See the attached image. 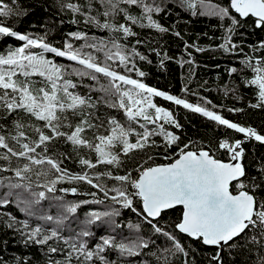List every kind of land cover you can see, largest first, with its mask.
<instances>
[{
	"label": "snow or ice",
	"instance_id": "snow-or-ice-1",
	"mask_svg": "<svg viewBox=\"0 0 264 264\" xmlns=\"http://www.w3.org/2000/svg\"><path fill=\"white\" fill-rule=\"evenodd\" d=\"M176 2L193 14L218 19L219 24L212 27L220 35L209 36L214 43L206 47L239 55L240 67L230 66L227 72L231 76L247 71L241 82L255 98L249 107L264 109V39L247 45V53L243 41L236 39L242 18L251 17V27L264 29V0ZM57 3L61 11H71L70 23L78 26L79 15L88 26L67 32L62 47L49 43L46 36L15 30L7 20L24 13L15 0H0V17L5 18L0 20V36L20 41L0 51V121H5L0 123V187L7 189L0 196V205L15 202L26 217L18 220L7 213L5 225L14 227L22 242L40 246L45 264H150V260H131L145 255L155 264H173L181 254L185 257L181 264H189L183 236L214 247L210 264H223V246L241 235L252 245L245 264H264V164L252 175L242 161L244 142L254 139L264 143V132L222 114L224 105L213 104L199 91L206 82L198 83L196 89L189 87L197 66L189 49L201 52L204 47L154 17L171 12L165 0ZM134 26L159 33L171 31L182 42L179 58L169 57L160 47H148L161 67L172 59L182 68L189 66L187 73L181 72V94L145 82L146 73L137 60L149 57L138 48L149 45L152 38L140 39ZM90 29L105 30L108 35H89ZM133 36L137 38L129 46L126 41ZM58 59L68 63H58ZM85 78L91 83L85 84ZM80 87L87 91L82 94ZM219 90L236 96L237 86L226 82ZM189 93L195 102L188 98ZM156 98L168 105L157 103ZM173 105L243 138L219 132L207 142H185L176 131L183 125ZM227 111L242 109L229 107ZM161 147L168 162L155 161L153 152ZM221 150L227 159L219 155ZM65 160H72L79 170H70ZM79 184L92 190L81 193ZM69 193L92 199L68 200ZM88 205L102 208L88 207L81 219L78 209ZM120 209H131L137 222L120 221ZM171 210H177L178 215L164 220V212ZM33 218L37 221L34 225L30 224ZM143 225H148L149 231L145 232ZM97 226L104 228V234L90 245ZM160 237L163 246L156 242ZM112 252L114 258H110ZM24 260L28 264V258Z\"/></svg>",
	"mask_w": 264,
	"mask_h": 264
},
{
	"label": "trees",
	"instance_id": "trees-1",
	"mask_svg": "<svg viewBox=\"0 0 264 264\" xmlns=\"http://www.w3.org/2000/svg\"><path fill=\"white\" fill-rule=\"evenodd\" d=\"M11 2V0H6ZM72 2L79 3L81 5L86 4V0H72ZM213 2L225 3L226 0H213ZM167 9H171L168 15L163 13L154 14V17L159 20L160 23L165 25L171 30L179 31L185 39L197 42L204 47L201 52H195L193 49H189L195 57L197 66L194 68V79L189 85L191 89H196L197 84L200 82H206L205 87L199 89L202 95L207 96L212 100L215 105H224L222 114L226 115L227 118L232 119L236 122H243L246 125H251L257 130L264 132V109L249 107V101L255 103V98L252 95V90L245 86L241 82V76L247 75L248 72L243 73L237 72L231 76L227 72V68L234 66L239 68V55L238 54H224L222 51H215L208 49L206 45L214 43L209 41V36H219V31H214L213 25H218L219 21L215 17H211L207 14H193L180 8L177 5L176 0H165ZM15 4L24 13L21 16L8 19L7 23L13 26L15 30L23 33H30L33 35L46 36L49 43H53L56 46L62 47V42L65 39V34L69 31L85 30L88 28L83 23L81 16L77 15L76 19L80 20L81 23L77 26L70 23L72 19V13L70 10L61 11L57 3V0H15ZM134 13H138V9H132ZM95 14V13H93ZM122 17H118L121 19ZM5 19L0 17V20ZM252 18H242L240 27L237 30L236 39L243 41L244 52L249 51L247 45L255 44L258 40L264 39V29L251 27ZM133 31L139 34L140 39L151 37L149 45H140L138 50L143 54L148 55L149 59L145 61L137 60V65L145 73V82L151 86H156L162 90H169L174 94H181V72L187 73L188 65H184L183 68L176 63L175 59L165 60L163 67L160 66V62L156 55L148 52V47H160L167 51V55L173 58H179L182 53V42L177 39L172 32L159 33L154 29L140 28L134 26ZM95 33L98 36H107L105 30L90 29L89 35ZM207 33V35H204ZM199 37V38H198ZM137 37H130L126 43L131 46L132 41ZM198 38V39H197ZM152 41H155L153 43ZM218 42V41H217ZM20 41L10 36H0V51L5 50L9 46H16ZM75 44L83 43V41H74ZM264 54V53H261ZM163 56V52L161 53ZM187 59V57H185ZM150 61V62H149ZM58 63H68L66 59H58ZM133 75H135L133 73ZM74 81L77 77L74 75L71 77ZM226 82H234L237 86L236 96L231 93L224 95L219 89L225 86ZM85 84L91 83L90 80L85 78ZM229 88L232 87V83H228ZM207 89V90H206ZM82 94L87 91L86 88L80 87L78 89ZM237 97H240L237 99ZM188 98L195 102V97L188 94ZM157 103L168 105V102L163 101L161 98H156ZM229 107H236L242 109L241 112L231 113L227 109ZM174 111H178V119L183 125L182 130H176L178 134L185 139L194 141L207 142L217 138L219 132H225L223 127L217 129L215 125H210L209 122L200 116L199 114L192 113L188 110H184L182 107L179 109L176 106H172ZM18 116L24 118L22 113H17ZM5 123V121H0ZM166 127H168L166 125ZM226 135L232 136L233 138H243L242 134L234 133L232 130H227ZM90 136L91 133H88ZM245 149L242 161L246 169L252 174H258V166L264 164V143L255 141L254 139L247 140L242 145ZM70 147V146H69ZM172 151H175L173 148ZM165 149L161 147L158 152H153L155 161L158 163L168 162L164 159ZM219 155H224L227 159L226 154L223 150ZM139 156L137 155V159ZM64 165L72 171H78V166L73 163L72 160H65ZM97 170L103 171V168L98 167ZM9 175V173H4ZM111 185V181L108 182ZM67 186V185H61ZM80 188V192H88L92 189L84 184L77 185ZM235 188V184L232 185ZM7 191L6 188L0 187V196ZM14 197H9L10 201H14ZM68 200L78 199H92L90 196H83L81 194H66ZM88 207L102 208L99 205H88L81 206L78 209L79 217L82 219L84 213L88 210ZM121 216L119 220L127 224L129 220L133 223L137 222L136 215L131 209H120ZM7 213H11L12 216L18 220L25 219L24 213L20 211L19 205L15 202H10L7 205H0V264H25L24 258H28V264H45L46 257L43 255L40 246L35 243L22 242L19 232L15 231L14 227L9 228L5 225L4 221L8 219ZM178 215L177 210L165 211L164 220L171 221ZM37 221L33 218L30 220V224L34 225ZM163 223V221H162ZM145 232L149 231L148 225H143ZM104 228L97 226L93 229V237L90 239V245L94 244L100 235L104 234ZM125 231H127L125 229ZM156 238L155 236L153 237ZM163 237L156 240L157 244L163 246ZM182 243L188 250V261L189 264H210V257L215 252V248L212 246H205L199 240L194 238H188L183 236ZM230 244H235L236 247L230 248ZM247 244V247H245ZM250 242L245 240V237H240L225 244L223 250L220 253L223 264H245V261L249 259L248 248H251ZM150 249H145L148 253ZM115 252H112L110 258H114ZM150 260V264H155V260L150 256H137L131 258L132 261L137 260ZM185 257L181 254L173 264H181V261Z\"/></svg>",
	"mask_w": 264,
	"mask_h": 264
}]
</instances>
